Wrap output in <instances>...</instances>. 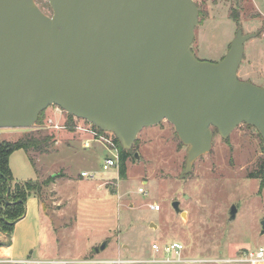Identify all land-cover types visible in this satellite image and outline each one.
I'll return each mask as SVG.
<instances>
[{
	"label": "rangeland",
	"instance_id": "1",
	"mask_svg": "<svg viewBox=\"0 0 264 264\" xmlns=\"http://www.w3.org/2000/svg\"><path fill=\"white\" fill-rule=\"evenodd\" d=\"M36 2L52 15L47 1ZM195 2L200 17L192 51L197 58L218 63L239 29L244 35L255 34L245 44L238 74L242 81L264 88V0ZM69 119L67 112L53 105L32 128L0 129V143L30 135L55 137L48 152L31 151L37 169L25 150L10 158L17 182L43 184L38 193L42 255L32 264H177L153 262L178 258L164 251L174 243L184 246L181 256L187 264H220L214 261L264 245V188L258 177L264 140L254 127L243 124L228 139L215 134L212 151L182 179L188 148L168 121L142 131L127 151L126 174L121 176L120 168L104 169L106 160L114 158V149L96 142L85 148L89 136L56 129ZM85 171L95 179L82 177ZM49 177L58 178L44 185ZM175 201H180L185 215L176 212ZM233 206L238 214L232 221ZM103 243L106 249L97 252ZM154 244L161 252L154 251Z\"/></svg>",
	"mask_w": 264,
	"mask_h": 264
},
{
	"label": "water",
	"instance_id": "2",
	"mask_svg": "<svg viewBox=\"0 0 264 264\" xmlns=\"http://www.w3.org/2000/svg\"><path fill=\"white\" fill-rule=\"evenodd\" d=\"M45 1L52 15L36 0H0V129L32 128L55 105L129 151L145 128L168 121L188 148L182 179L212 151L215 129L228 139L246 124L264 140V88L238 74L255 34L239 29L213 63L192 51L195 0ZM237 214L233 206L230 219ZM7 236L1 246L12 245Z\"/></svg>",
	"mask_w": 264,
	"mask_h": 264
},
{
	"label": "trees",
	"instance_id": "3",
	"mask_svg": "<svg viewBox=\"0 0 264 264\" xmlns=\"http://www.w3.org/2000/svg\"><path fill=\"white\" fill-rule=\"evenodd\" d=\"M238 18V15H237ZM236 18V19H237ZM44 112L41 114L39 122L42 120ZM70 119L68 124L74 125V117L69 115ZM215 134L218 131L215 129ZM55 140L54 135H46L36 137L34 135L26 136L16 142L3 141L0 143V231L12 236L16 224L26 215V203L28 198L35 196L40 199L39 192L43 184H39L38 181H29L20 183L17 182L13 176L10 158L13 153L19 150H25L30 158V161L35 169H37L36 162L30 155L31 151L38 152L40 154L48 152L50 146ZM117 144L120 151V174L124 176L126 174L127 160L129 154L125 151L117 140ZM258 177L262 180V189L264 188V162L262 169ZM58 177H49L44 185H50L55 183Z\"/></svg>",
	"mask_w": 264,
	"mask_h": 264
},
{
	"label": "built area",
	"instance_id": "4",
	"mask_svg": "<svg viewBox=\"0 0 264 264\" xmlns=\"http://www.w3.org/2000/svg\"><path fill=\"white\" fill-rule=\"evenodd\" d=\"M76 117H74L75 119ZM78 119V118H76ZM69 121V120H68ZM68 121L66 123H63L61 125L57 124L56 129L58 130H70V131H76L77 133L84 134L85 136H89L90 138L86 141L85 145L86 147H91L92 142L100 143L103 146L114 149L115 155L114 158H110L106 160V163L104 165V169L108 170L110 167H116L117 169L120 168V151L117 144V138L112 132H104L101 131L99 128L94 126L93 124L86 122V124H77L74 120V125L70 126L68 124ZM82 177H87L91 179H95V175L83 172ZM140 193H144L143 189L139 190ZM150 208L155 211L160 210L159 205H151ZM154 251L157 253L161 252V248L159 245L154 244L153 246ZM184 250V246L179 243H174L170 246H166L164 248V251L167 254H175L178 256L176 259H168V260H154L153 262H166V263H177V264H187L189 261L184 259L181 256L182 251ZM35 261H16L13 259H6V258H0V264H32ZM216 263L220 264H264V245L260 246L254 250L250 251H244L243 253L237 255L233 258H226L221 261L216 260L214 261Z\"/></svg>",
	"mask_w": 264,
	"mask_h": 264
},
{
	"label": "crops",
	"instance_id": "5",
	"mask_svg": "<svg viewBox=\"0 0 264 264\" xmlns=\"http://www.w3.org/2000/svg\"><path fill=\"white\" fill-rule=\"evenodd\" d=\"M61 132V131H60ZM78 134V133H77ZM86 137L85 135L83 138ZM86 141L84 142L85 145ZM19 150L17 152H22ZM28 158V154H26ZM29 159V158H28ZM12 160V159H11ZM10 160V165L11 161ZM42 212L40 202L35 196L28 198L26 203V215L15 226L11 236V246H1L8 242L7 234L0 231V258L13 259L16 261H41L42 255Z\"/></svg>",
	"mask_w": 264,
	"mask_h": 264
}]
</instances>
